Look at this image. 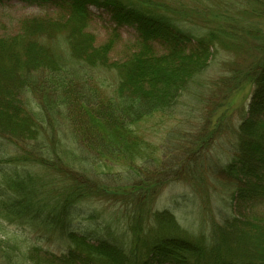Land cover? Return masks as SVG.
Returning a JSON list of instances; mask_svg holds the SVG:
<instances>
[{"label": "trees", "instance_id": "trees-1", "mask_svg": "<svg viewBox=\"0 0 264 264\" xmlns=\"http://www.w3.org/2000/svg\"><path fill=\"white\" fill-rule=\"evenodd\" d=\"M17 1L54 6L67 19H26L21 33L0 37V163L9 167L0 168V176L5 177L1 185L14 186L12 196L0 186V264H264V214L259 216L257 209L264 207V59L246 75L253 83L247 117L224 169L234 182L233 213L215 227L212 250L203 251L186 236L164 233L162 229L176 225L168 210L154 213L160 227L155 231L143 230L140 213L130 216L129 230L123 233L132 235L124 234L123 240L105 224L78 232L71 220L86 218L79 203L96 191L84 179L93 165L89 161L145 157L147 146L133 127L155 113L172 112L207 67L220 33L184 27L166 0ZM91 8L108 14L117 27L133 26L139 50L120 63L109 62L112 42L95 46L85 32ZM105 71L116 74L114 84L101 82L97 74ZM3 139L23 143L27 156H9ZM67 157L86 163L71 167L64 163ZM28 163L48 170V180L18 169ZM26 213H33L35 223L47 231L63 230L90 251L23 249L17 235L4 233L3 222ZM87 220L92 228V217Z\"/></svg>", "mask_w": 264, "mask_h": 264}, {"label": "rangeland", "instance_id": "rangeland-1", "mask_svg": "<svg viewBox=\"0 0 264 264\" xmlns=\"http://www.w3.org/2000/svg\"><path fill=\"white\" fill-rule=\"evenodd\" d=\"M164 2L170 11H176L184 27L190 26L199 32L216 30L220 33L219 42H215L205 70L193 78L171 113H155L133 127L147 146L145 157L133 162L111 157L89 161L93 165L88 167L90 173L84 179L96 191L79 203L86 218L73 216L71 227L78 232L85 229L92 232L97 225L105 224L111 227L116 238L123 240L124 234L132 235L128 231L123 233L129 230L130 216L140 213L137 219L142 218L143 230L155 231L160 227L155 223L154 213L168 210L176 225L161 228L162 231L186 236L209 252L214 247L215 227L220 228L222 219L233 213L230 205L234 182L225 177L224 169L232 161L237 131L247 117L253 83L246 75L264 59V0ZM90 13L85 32L93 36L95 46L112 42L107 55L109 62L120 63L139 50V38L133 26L117 27L101 10L91 8ZM34 18L65 20L67 15L54 6L38 7L9 0L0 4V37L21 33L23 21ZM158 49L156 46L157 52ZM97 76L101 82L114 84L116 74L105 71L98 72ZM102 91L106 94L111 90ZM3 140L9 156L16 153L27 156L23 143ZM69 143L74 146L72 141ZM64 163L74 167L86 162L67 157ZM17 166L34 177L45 176L48 180L50 175L36 163ZM0 168L5 171L9 167L1 162ZM2 178L0 186L9 196L14 186L1 185L5 180ZM257 209L259 216L264 214V207ZM243 214L250 219L256 217ZM34 216L26 213L24 218L4 221V233L17 235L23 249L38 246L55 254L69 247L90 251L80 241L69 239L63 230L48 228L49 233L35 223ZM89 216L92 228L87 220ZM103 233L101 230L100 234Z\"/></svg>", "mask_w": 264, "mask_h": 264}]
</instances>
